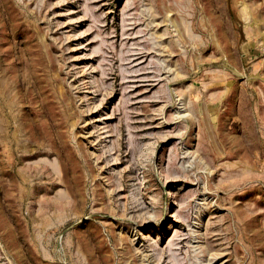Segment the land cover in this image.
<instances>
[{
	"label": "rangeland",
	"instance_id": "obj_1",
	"mask_svg": "<svg viewBox=\"0 0 264 264\" xmlns=\"http://www.w3.org/2000/svg\"><path fill=\"white\" fill-rule=\"evenodd\" d=\"M0 264H264V0H0Z\"/></svg>",
	"mask_w": 264,
	"mask_h": 264
}]
</instances>
